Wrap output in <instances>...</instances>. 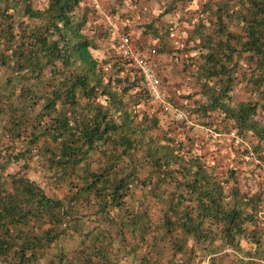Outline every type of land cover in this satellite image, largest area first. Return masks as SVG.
Masks as SVG:
<instances>
[{"label":"trees","instance_id":"1","mask_svg":"<svg viewBox=\"0 0 264 264\" xmlns=\"http://www.w3.org/2000/svg\"><path fill=\"white\" fill-rule=\"evenodd\" d=\"M35 1L0 0V264H264V0L192 12L166 129L139 69L94 55L87 0Z\"/></svg>","mask_w":264,"mask_h":264},{"label":"rangeland","instance_id":"2","mask_svg":"<svg viewBox=\"0 0 264 264\" xmlns=\"http://www.w3.org/2000/svg\"><path fill=\"white\" fill-rule=\"evenodd\" d=\"M87 0L86 6H88L90 13L88 18V25L86 32L96 41L98 48L94 49V55L103 60L109 56L110 53L121 54L120 43L122 37L127 35L130 38V46L134 50H140L144 52L148 59L155 62L158 66V72L161 78H167V81L162 82L166 87L167 99L166 102L169 105L166 110L163 106V111L168 113L164 115L162 121V129H166L172 118L177 117V110L182 111L181 108L175 106L169 101V92L167 84H171L172 89L177 86L179 88L178 93L175 96L177 104L181 106L187 101L181 97V93H184L187 82L184 80V75L181 74V68L178 64V56L175 51L179 48H184L187 38L188 30L192 27L189 25L188 18L191 17L194 10L199 9L202 6L204 0H194L190 5L184 3L182 0ZM96 3L100 5V8L96 7ZM175 3L176 8H171ZM47 4V0H36L35 5L37 7H44ZM87 8V7H86ZM171 8V9H170ZM169 10V11H167ZM117 16L118 21L111 17ZM130 19V22H122V19ZM126 21V20H125ZM152 21L155 25L164 33L163 39H156L153 37L152 32L149 33L150 27L147 25ZM172 27L170 34L166 32L167 28ZM151 31V30H150ZM193 45V41L190 42ZM180 71V72H179ZM188 78V76H186ZM236 96L240 99L245 97V90L238 88L236 90ZM175 95V94H173ZM155 102L156 110L158 103ZM152 112H155V108L152 107ZM197 135L199 137H205L206 130L197 127ZM3 133L2 125L0 124V136ZM221 138L214 137L210 140V152H221V155L217 158L225 165H237L238 159L235 158V154L231 151L227 152L220 146L222 143L218 142ZM222 141H225L223 138ZM226 143V142H225ZM208 150L204 148L203 153ZM210 154V153H208ZM223 154V155H222ZM229 154L228 156H226ZM248 168V167H247ZM264 174V171H263ZM31 178L36 179L39 183L44 184V178L41 175H37L31 171L28 174Z\"/></svg>","mask_w":264,"mask_h":264},{"label":"built area","instance_id":"3","mask_svg":"<svg viewBox=\"0 0 264 264\" xmlns=\"http://www.w3.org/2000/svg\"><path fill=\"white\" fill-rule=\"evenodd\" d=\"M96 7L100 8V5L96 3ZM119 47L121 55L138 68L140 73L143 75L145 87L153 100L162 104L167 110L170 105L166 102V100H168L166 94L167 91L162 82V78L159 75L158 66L155 62L149 60L144 52L132 49L130 46V38L127 35L122 37ZM176 114L177 120L183 121L186 119L187 113L183 110H177Z\"/></svg>","mask_w":264,"mask_h":264},{"label":"crops","instance_id":"4","mask_svg":"<svg viewBox=\"0 0 264 264\" xmlns=\"http://www.w3.org/2000/svg\"><path fill=\"white\" fill-rule=\"evenodd\" d=\"M103 1V0H102ZM116 19L117 20V22L119 23V21H118V17L117 16H113V17H111V19H112V21H113V19ZM126 20V21H125ZM131 20L130 19H122V22H130ZM232 259H229V257H226L225 259H224V264H235L234 262H232L231 261ZM210 263V261H209V259H207V260H205L204 262H202L201 264H209Z\"/></svg>","mask_w":264,"mask_h":264}]
</instances>
